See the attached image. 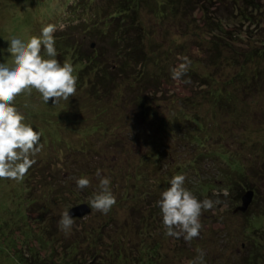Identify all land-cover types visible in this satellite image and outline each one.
Returning <instances> with one entry per match:
<instances>
[{
    "label": "trees",
    "instance_id": "1",
    "mask_svg": "<svg viewBox=\"0 0 264 264\" xmlns=\"http://www.w3.org/2000/svg\"><path fill=\"white\" fill-rule=\"evenodd\" d=\"M69 1H54V12L51 4L46 18L57 28L58 18L53 23L51 13L61 12L62 17L63 9H69L64 15L71 22L63 21L61 27L65 33L53 34L56 58L63 63L71 52L82 67L76 73V96L64 101L67 111L62 119L77 114L82 105L86 116L76 130L67 123L71 120L61 121V135L55 140L45 142L48 133L43 128L40 142L60 148L42 150L23 179L26 214H33L38 223L37 235L68 244L63 261L54 264H188L197 248L203 250L205 264H264V224L256 222L264 219V31L251 44L236 47L244 41V26L260 25V3ZM30 9L24 4V23L33 17L35 9ZM230 19L238 23L234 28L226 26ZM41 24L34 28L40 30ZM86 37L95 42L91 51L83 46ZM184 56L191 63L180 80L189 95L162 96L161 85L172 79L170 69ZM198 85L205 90H195ZM97 169L110 177L116 197L107 214L87 205L98 183ZM176 174L186 177L185 186L199 199L219 200L218 205L227 203L232 209L228 217L214 212L217 207L213 215L204 212L200 234L191 242L165 234L157 205ZM80 176L89 177L92 186L77 188L75 179ZM214 187L219 192L212 194ZM222 188L227 192H220ZM247 191L255 195L240 210ZM78 199L100 219L83 222L74 217L65 235L58 227L60 211L81 204ZM238 215L245 220L229 228L227 222L234 224ZM214 223L220 227L207 239L203 228ZM233 227L237 235H246L226 244L235 239ZM167 240L172 248L165 251L162 243Z\"/></svg>",
    "mask_w": 264,
    "mask_h": 264
},
{
    "label": "clouds",
    "instance_id": "2",
    "mask_svg": "<svg viewBox=\"0 0 264 264\" xmlns=\"http://www.w3.org/2000/svg\"><path fill=\"white\" fill-rule=\"evenodd\" d=\"M56 25L44 24L39 35H29L26 39L12 36L8 40L7 51L12 57L11 63H0V179L22 181L35 157L42 151V133L34 130L25 120L24 114L15 106V98L22 93L31 95L33 90L39 93L43 103L52 104L68 101L76 96L78 76L73 64L56 57L54 32ZM182 62L170 69L174 80L181 79L188 71L190 60L180 57ZM97 186L88 198L90 209L107 214L116 204L110 184V177L96 171ZM186 177L176 174L169 179V186L160 193L157 205L160 210L165 234L183 238L191 242L198 237L202 228L201 216L220 203L208 197L199 199L185 186ZM77 188L92 186L87 176L75 179ZM66 207L60 212L59 229L65 235L70 234L74 217ZM197 256L188 264H205L204 252L196 249Z\"/></svg>",
    "mask_w": 264,
    "mask_h": 264
},
{
    "label": "rangeland",
    "instance_id": "3",
    "mask_svg": "<svg viewBox=\"0 0 264 264\" xmlns=\"http://www.w3.org/2000/svg\"><path fill=\"white\" fill-rule=\"evenodd\" d=\"M30 1L31 2L35 1L36 4L35 3L30 4L28 2L25 3L24 0H0V36H1L0 63H6V64L11 63L12 57L10 56V53L7 51V48H8V40L12 36H18L22 39H26L29 35L40 34L41 29L38 30V28L36 29L34 28V26H37L36 23H40V22L42 23L41 25L44 26V24H47L49 22V20H47L48 17L46 18V14H49L51 12L50 9L51 4L54 1H58V0H51L50 4L48 3L49 0H30ZM94 1L97 2V0H93V2ZM257 1L258 3H260V9L262 15L261 18L259 19L260 25H258L257 23H253L251 25L248 24L247 26H244L243 29L245 30L246 34L243 32V34L241 35L242 38H244L243 39L244 41L236 45L237 48H243L245 44H248V41L251 44L253 40H256L257 38L256 35L259 38H261V35H263L264 0H257ZM24 4L27 5L29 8H31L30 10L35 9L33 17L32 18L29 17L26 23H24L22 19L25 18L24 15L26 13L23 14L21 13V11H23ZM54 6L55 5L52 4L51 8L53 12H54ZM68 6H70V4ZM53 12L50 15L53 16V19L50 20L54 23L57 21L58 18L57 22L59 23V25L57 24V28L56 31L54 32V35L58 36L59 34H64L65 31L63 30V28H61L63 26L62 25L63 21H65V24H69L71 22L70 20L68 21L65 18V15L70 13L69 9L67 7L66 9L65 8L63 9L61 14L62 17H59L61 12H56L55 14H53ZM233 23L234 20L230 19V22L226 24V26L232 24V27L229 28H234V26L238 24L236 21L234 24ZM80 28L81 27L79 26L78 29ZM236 28H238V26ZM67 30L70 31L68 27ZM259 30L262 31L258 32ZM83 46H87L86 50L91 51V49H94L95 47V42H93L91 39H87L86 37L83 42ZM65 56H66L65 60H68L73 64L75 69L74 74H76L79 71V69H81L82 67V62L79 61V57H74L71 52H68V54ZM161 87L159 91H162V93L160 94H162V96L164 95V97L169 96V94H175L176 96H181V97L183 96L186 97V95L187 96L189 95L188 88L185 86L183 79L174 80L172 78L169 80V82L166 83L164 82L163 85H161ZM204 88L205 86L198 85L195 87V90L200 91L203 90ZM77 97L80 98V95H77ZM77 97H75L76 100H79ZM15 102H17V104L21 106V111L25 116L26 122L28 123L30 122L34 124L35 128H37V130H40V132L43 128L47 131L48 136L44 137L45 142L47 141L48 138L55 140V137H57L59 134L61 135V131H62L60 130L61 121L71 120V122L68 121L67 123L73 129L76 130V128L78 129V127H82V121H80L79 119L81 118L82 120V117L84 118L86 116V110L83 111V109L85 108L83 107L84 105H82L81 107L76 108L78 109V111L75 110L77 111V114L73 112L70 115L66 116L65 119H62V115H65L67 111V109L64 108V104H65L64 101L62 100L60 101L59 104L53 105L51 100H49V102L45 104L40 98L39 93L36 92L35 90H33L31 95H28L27 93H22L21 95L15 98ZM72 107L73 106L71 105L70 108ZM58 115H60L59 118ZM72 115H74V117H72ZM106 118H111V117H106ZM237 128L239 132L242 129L241 126H238ZM234 130L235 129L233 127L230 135L234 134L233 133ZM118 133L120 134L121 132ZM44 134H46V132ZM82 136L84 135L82 134ZM45 142L41 143L43 145V148H45L42 150H44L45 153H47V150L48 152H54L57 146L55 147V149H52L55 144L51 146L50 143H48V145L46 146ZM58 148H60V146ZM39 155L40 154H38L37 156ZM258 185L262 186V183L261 185L260 184ZM24 187L25 185L23 183V180L17 182L12 180L0 179V264H54V262H59L60 260L63 261L62 257L65 255V253H67L65 247H67L68 244L64 241H59L56 238L46 241L43 240L39 235H37V233H39L38 223H36L33 220L34 218V216L32 217L33 214L27 213L28 216H26L27 215L26 203H24L26 194L24 193ZM211 191L212 194L219 192V190H217V187H214L213 189H211ZM225 191L227 192V190L224 188L220 190V192L223 193H225ZM254 195L255 194L252 192L251 200L254 197ZM19 198H21V201H19ZM18 202H20V204ZM76 203H81V202H79L78 199ZM214 208H216L214 212H220V214H224L227 217L231 215L230 212H232L231 207H229L227 203H221L220 205H217ZM212 210L208 211V213H210L211 215H213ZM22 212L24 213V215L26 214L25 215L26 217L21 216ZM96 214L97 212L95 211L90 212L86 216L78 219H84L83 222H86L88 219L96 220L97 217ZM97 218L98 220L100 219V217ZM236 220L237 221L234 224L227 222L226 225H228L229 228L232 226H239L240 223H242L245 220V218L243 216L238 215L236 217ZM256 222H258L259 225L264 224V219L259 218ZM254 223L255 221H253V224ZM218 227H220V224H215V223L211 224L209 226V229H205L204 227L203 230H207L205 237L207 239H210L209 238L210 235L213 236L216 233V229ZM222 228H223V224H221V229ZM232 231H234V227L232 228ZM251 231L252 229L250 230V233ZM238 234L239 235H237V232L234 231L235 239H228L227 242L225 243L230 244L232 242H235L236 240L239 242L240 237L246 235L244 233L243 234L238 233ZM216 237L217 235L214 237V239H211L209 241L210 245L214 244V240H216L215 239ZM42 240L46 242V245L43 244ZM168 244H169L168 240L167 242H164V245L162 243L163 250L167 251L168 249L172 248L168 246ZM220 246L223 247L222 244H220ZM20 256L23 257V260L26 263L21 261ZM90 259L91 258L87 257L85 260L89 261Z\"/></svg>",
    "mask_w": 264,
    "mask_h": 264
},
{
    "label": "water",
    "instance_id": "4",
    "mask_svg": "<svg viewBox=\"0 0 264 264\" xmlns=\"http://www.w3.org/2000/svg\"><path fill=\"white\" fill-rule=\"evenodd\" d=\"M252 191H247L241 201V206H239L240 210H244L246 206L251 202ZM70 214L73 217L81 218L89 213V208L85 204H79L69 209Z\"/></svg>",
    "mask_w": 264,
    "mask_h": 264
}]
</instances>
